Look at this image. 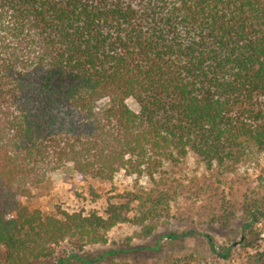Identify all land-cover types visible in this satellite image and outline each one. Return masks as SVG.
Masks as SVG:
<instances>
[{"label": "trees", "instance_id": "obj_1", "mask_svg": "<svg viewBox=\"0 0 264 264\" xmlns=\"http://www.w3.org/2000/svg\"><path fill=\"white\" fill-rule=\"evenodd\" d=\"M190 154L220 175L264 154V0H0V264H131L83 251L119 223L151 235ZM68 166L134 181L101 208L31 206Z\"/></svg>", "mask_w": 264, "mask_h": 264}, {"label": "rangeland", "instance_id": "obj_2", "mask_svg": "<svg viewBox=\"0 0 264 264\" xmlns=\"http://www.w3.org/2000/svg\"><path fill=\"white\" fill-rule=\"evenodd\" d=\"M129 103L133 105L132 100ZM179 176H182V194L172 202L170 215L160 219L151 235L144 234L135 223H119L109 231L107 244L88 245L83 254L98 257L110 249L138 247L112 259L131 264H246L249 254L264 247V154L252 155L221 175L215 167L190 154L175 170L172 180ZM133 181L121 173L113 183H89L68 166L46 186L34 191L31 206L46 210L101 208L107 198L131 187ZM22 201L27 203L24 198ZM214 214L217 218L227 215L230 220L226 222L223 217L222 221L212 220ZM256 217V222H250ZM188 229L196 233L182 241L166 237L170 231ZM207 235L214 239L218 250H230V255L225 258L214 253ZM108 261L104 259L96 264H108ZM31 264H52V261L40 258Z\"/></svg>", "mask_w": 264, "mask_h": 264}]
</instances>
